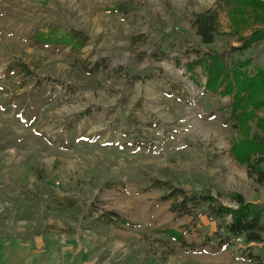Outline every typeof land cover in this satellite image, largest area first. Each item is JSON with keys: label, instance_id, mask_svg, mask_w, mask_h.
I'll use <instances>...</instances> for the list:
<instances>
[{"label": "rangeland", "instance_id": "obj_1", "mask_svg": "<svg viewBox=\"0 0 264 264\" xmlns=\"http://www.w3.org/2000/svg\"><path fill=\"white\" fill-rule=\"evenodd\" d=\"M117 1L0 0V264H264L227 217L203 203L179 215L154 186L264 206V185L230 153L228 98L187 68L197 51L236 45L203 44L190 26L215 0H126L127 14ZM219 21L226 32L225 10ZM48 24L87 45L36 43ZM249 57L263 66L264 42Z\"/></svg>", "mask_w": 264, "mask_h": 264}, {"label": "trees", "instance_id": "obj_2", "mask_svg": "<svg viewBox=\"0 0 264 264\" xmlns=\"http://www.w3.org/2000/svg\"><path fill=\"white\" fill-rule=\"evenodd\" d=\"M109 8L121 14L132 9L126 0L117 1ZM222 10L227 12L230 22L226 32L220 30L219 12ZM190 26L203 44L222 37L232 38L236 43L235 46L231 42L222 45L219 50L197 51L195 60L188 63L187 68L192 73L199 67L200 76L205 80L201 85L205 92L228 98L221 110L227 113L223 124L235 132L230 153L246 168L248 176L264 185V65L254 64L250 57L241 58L248 49L264 42V0H215L214 7L191 15ZM32 37L36 43L63 44L74 51L85 47L89 40L78 29L50 24L35 31ZM15 66L25 70L20 63ZM197 80L193 78L196 85ZM155 185L168 191L166 198L174 200L173 211L179 215L193 218L195 209L203 203L210 217L228 218L225 225L228 235L242 236L246 243H261L264 247V206L261 204L248 202L241 194L231 192L227 193L229 205H224L211 194L191 196L165 182ZM175 237L180 241L179 234ZM227 241L219 238L221 244Z\"/></svg>", "mask_w": 264, "mask_h": 264}, {"label": "built area", "instance_id": "obj_3", "mask_svg": "<svg viewBox=\"0 0 264 264\" xmlns=\"http://www.w3.org/2000/svg\"><path fill=\"white\" fill-rule=\"evenodd\" d=\"M234 239L236 242H241L243 237L242 236H235Z\"/></svg>", "mask_w": 264, "mask_h": 264}]
</instances>
